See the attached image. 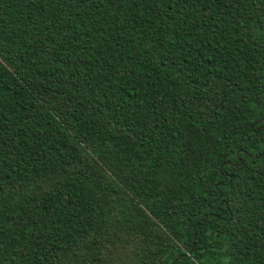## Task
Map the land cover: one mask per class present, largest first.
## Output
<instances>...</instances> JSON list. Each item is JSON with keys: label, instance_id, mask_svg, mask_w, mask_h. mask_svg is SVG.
Returning a JSON list of instances; mask_svg holds the SVG:
<instances>
[{"label": "trees", "instance_id": "16d2710c", "mask_svg": "<svg viewBox=\"0 0 264 264\" xmlns=\"http://www.w3.org/2000/svg\"><path fill=\"white\" fill-rule=\"evenodd\" d=\"M262 117L264 0H0V264H264Z\"/></svg>", "mask_w": 264, "mask_h": 264}, {"label": "water", "instance_id": "95a60500", "mask_svg": "<svg viewBox=\"0 0 264 264\" xmlns=\"http://www.w3.org/2000/svg\"><path fill=\"white\" fill-rule=\"evenodd\" d=\"M262 120H264V117H262V118H260L258 121H262ZM258 121H255L254 123H253V125L254 124H256ZM260 130H264V128H258L257 129V132L258 131H260ZM241 153V151H238L237 153H236V157H238V155ZM264 155V152L262 153V154H259V155H257V156H250V157H252V158H256V157H261V156H263ZM240 163V160H239V158H238V164ZM226 165H228L229 163L228 162H226L225 163ZM222 166V165H221ZM221 166L219 167V170H220V168H221ZM220 185V184H219ZM217 186L218 185H216L215 186V188H217ZM220 197V194L218 193V196H217V199ZM211 215V214H210ZM206 219H207V216H205L204 217V220H203V222L201 223V224H203L205 221H206ZM194 228L195 227H193V230H194ZM192 240H194V232H193V234H192ZM192 249H193V244H192V246H191V248H190V250L188 251V252H186V253H184V254H181V255H178L170 264H175V262L176 261H178V260H181L182 258H184L185 256H188V255H190V253L192 252Z\"/></svg>", "mask_w": 264, "mask_h": 264}]
</instances>
